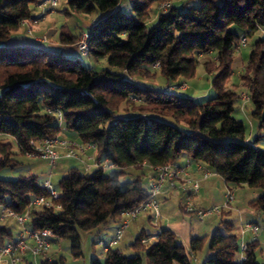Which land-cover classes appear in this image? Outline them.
<instances>
[{"label":"trees","instance_id":"obj_1","mask_svg":"<svg viewBox=\"0 0 264 264\" xmlns=\"http://www.w3.org/2000/svg\"><path fill=\"white\" fill-rule=\"evenodd\" d=\"M42 1L0 0V173L21 163L10 138L28 156L31 141L59 137L64 129L85 144H96L97 160H109L118 168L106 172L84 167L82 172L72 166L58 183L60 197L49 207L31 208L30 227L52 230L53 241L69 240L74 257L80 258L81 232L120 225L124 213L148 200L142 175L124 179L127 169L174 164L183 155L222 176L230 188H261L263 193L251 205L264 213V150L257 146L260 136L254 143L248 141L245 122L234 117L240 96L228 86L241 36L254 39L241 80L254 105L252 115L264 131V36L260 35L264 0H199L197 5L185 0L182 7L173 6L172 0H131L130 14L120 7L123 0H68V11L97 15L88 29V56L107 59L121 72L89 68L62 51L11 43L23 21L37 17L34 11ZM165 3L170 6L160 9L148 28L152 5ZM80 36L64 30L60 42L75 45ZM210 53L215 59L204 64L215 73L217 93L206 101L144 87L134 80L154 74L153 70L171 80L191 78L199 57ZM157 115L184 123L187 130ZM42 195H48L47 189L37 176L0 177V205L17 214L25 213L31 200ZM234 227L223 220L213 231L208 243L212 254L201 264H264L257 262L255 242L242 251L245 258L236 259L241 245ZM16 237L9 227H0V246ZM147 238L142 231L132 247L145 252L150 264H193L191 256L206 243V236L192 237L187 250L168 228L153 242ZM104 251L105 257L94 258L91 264H144L141 253L128 256L117 246ZM28 258L26 264H32ZM41 263L65 261L59 256Z\"/></svg>","mask_w":264,"mask_h":264},{"label":"rangeland","instance_id":"obj_2","mask_svg":"<svg viewBox=\"0 0 264 264\" xmlns=\"http://www.w3.org/2000/svg\"><path fill=\"white\" fill-rule=\"evenodd\" d=\"M184 1L185 0H172L171 3L173 4V6L182 7ZM190 1L192 4L195 5L199 3V0H190ZM163 5L164 4L160 6H158V4L152 5L150 9V18L147 21L148 28H151L155 24L157 17L160 13L159 10L163 9ZM120 7L126 13L128 14L132 13L131 0H123L120 4ZM68 8H69L68 0H58V6L55 9V11L51 13L50 12L46 13L45 18L40 21L41 27L46 26L52 30L51 32L52 34H50L49 36L47 33L42 34L47 36L48 42H50V39L53 40L55 39L58 42H60V37L63 30H69L75 35H79V33L82 30L88 31L89 28L85 26L84 21L88 20L91 23L93 19L97 18V15L95 14L90 16L74 14L68 11L69 10ZM41 14H43V9L37 7V9L34 11V15L39 16ZM22 33H26L27 35H29L28 32L26 31V28L23 25H21L20 28L14 32L13 35L22 34ZM34 35L36 34L34 33ZM260 35L264 36V30L260 31ZM241 38H243V35L241 36ZM76 44H75V48H77ZM253 47H254V39H248L245 46H240L238 49L235 50L234 61L232 64V75L228 82L229 84L228 86L233 88L234 91L240 96L235 103V111L233 113L234 117L245 122L246 127L248 128V136H249L248 141L254 143L256 136L258 135L260 136L257 142V146L262 150H264V131L259 129V122L252 115V111L254 110V105L250 99L243 100L244 95H249V90L241 80V75L244 68L248 64ZM70 57L73 59H77V58L80 59L82 63L89 68H95L98 70L107 68L114 72H121V70H119L118 68L111 67L108 64L107 59L95 60L90 56H82L78 51L70 55ZM214 59H215L214 53L200 56L199 57L200 62L198 63L196 73L191 78L179 77L176 80H171L166 78L164 75H162L160 71L153 70L154 74L148 73L147 75H141L135 77L134 80L144 87H149L152 89H162V90L172 89L171 91H173L174 93L183 96L195 97L194 93L198 91L200 94L198 93L199 95L196 96L195 98H197V100L200 101H206L208 99L215 97L217 93L215 87L213 86V79L215 73L214 72L209 73L206 70L204 64L206 60H214ZM117 113L121 116L122 115L126 116L127 114L124 110H119ZM134 113L139 114L141 112L137 111ZM155 117L165 120L169 123L175 124L178 127L187 130V126L184 123H178L172 118L162 117L158 115ZM59 138L61 140H68L65 137H62L61 135L59 136ZM10 141L13 142V151L16 154L15 157L21 163L15 169L2 170L0 173V177L3 179H16L21 175L36 174V176L38 177V181L44 184L45 181L49 179L51 174L52 183L57 189L58 183L63 177L62 175H64V171L67 170L70 166L76 165L80 168L82 172H84V170L81 169V165L84 168L83 163H81L77 159L74 158L72 159L69 158L64 160L59 159L57 164L53 168H51L50 164L46 160L32 158V157H28L27 155L21 154L16 145L15 140L13 138H10ZM61 149L62 148H59L60 152ZM79 162L81 163V165L77 164ZM127 172L128 173L124 176V179H133L137 175H142L144 184L146 185V187L149 186V183L151 182L150 178L152 174L151 169H148L147 167H143V168L133 167L127 169ZM232 191L234 192L236 198L231 205L232 207L224 208L217 215H209L202 221L199 220L198 217L190 218L188 215L183 213L179 206L181 197L179 196V194L173 193L172 197H170L169 202H167L166 204L164 203L160 204V211L162 218L155 220V222L154 221L149 222L147 213L144 212L141 213L135 220L130 222L129 227L124 232L122 240L119 242V248L123 251V253H125L128 256L141 253L143 257V263L150 264L145 252L143 251L137 252L131 247L132 242L136 240L139 233H141L142 229L146 226L151 229H154L156 228L155 225L157 224L160 228L161 226H164L165 223H168L170 221L175 222L185 219L192 224L194 235L199 232L198 234H201L202 236H206L205 239L206 243L202 249L203 251L208 247L209 238L212 235L214 229L218 227L223 220H228V219L233 220L235 222V228H234L235 230H237V227H241L243 229L251 221L253 222L255 221V223L252 224H258L260 227L259 232L255 235L260 236L261 239V244L256 248L257 262L264 263V213L260 212V217L257 213L254 214L253 212H257V211L251 205V201L256 197H258L259 195H261L263 191L261 188H251L247 185L234 187L232 188ZM243 208L247 209L248 211L245 213L242 212L241 209ZM230 209H231V213H229ZM0 215H1V208H0ZM210 218L214 219V221L211 222V224L208 223ZM1 226L9 227L15 235L18 234L20 230V225L17 223L16 219L11 217L6 218L5 220L0 219V227ZM112 226L114 228L116 226V223L112 224ZM115 231L111 235V237L115 234ZM92 232L95 235L97 234L96 230ZM92 232L91 233L81 232L82 233L81 249L83 255L80 258L74 257L72 253L71 242L66 239H62L60 241L58 240L53 241L48 257L57 258L59 251L64 258L65 264H91V261L94 258L103 259L105 257L104 248L99 243V241H96V244L94 245L95 235H92ZM244 234H246L247 236L246 242L252 240V237L254 236L252 235L254 233L247 228ZM242 241H243L242 238L239 237L241 248L240 251H238V253L243 251ZM202 251H199L194 255H196V257L199 259L202 254ZM28 257L30 263L42 264L41 262L43 258L41 256L34 257L33 255H29ZM237 260L239 261V259ZM193 264H198V263L193 261Z\"/></svg>","mask_w":264,"mask_h":264},{"label":"built area","instance_id":"obj_3","mask_svg":"<svg viewBox=\"0 0 264 264\" xmlns=\"http://www.w3.org/2000/svg\"><path fill=\"white\" fill-rule=\"evenodd\" d=\"M58 6V0H43L39 4V8L43 9V14L33 19L23 21V25H28V34L34 38L35 41L45 44L48 42V38L45 35H34L33 26L35 23H39L45 18L46 13L54 12ZM170 6V3H165L163 9L166 10ZM49 8V9H47ZM47 9V10H46ZM95 22L93 21V25ZM248 39L243 37L241 46H245ZM77 51L82 56H88L90 53V36L88 31L81 33L80 39L76 44ZM158 66V64H156ZM243 100H249L248 95L243 96ZM62 118V115H59ZM32 151L28 154L29 157L38 158L48 161L51 168H53L58 160L62 157L74 158L81 161L86 170H90L93 167L102 168L104 171L109 172L113 169H117L118 166L109 160L100 161L97 159L87 158L84 159L82 155L87 148L96 149L97 146L94 143L85 144V146L78 147L77 144L68 141L61 140L59 137L46 138L43 140L31 141ZM59 148H64L65 153L62 154ZM92 160V162H90ZM196 165V169L201 173L200 177H195L192 174V165ZM151 182L148 186L149 198L138 207L124 213V219L117 227L115 234L108 239H101L99 243L105 250L113 248L119 244L122 240L125 230L129 227L131 221L135 220L141 213L152 212L155 219L161 218L159 195L164 191L182 190L185 193L184 196V208L187 213L195 214L199 220H204L207 216L220 213L222 209L231 207L235 201V194L232 190H229L224 202L221 206H213L207 208H197L194 205V196L200 189V182L206 180L213 175H217L214 171L207 169L202 163L193 162L190 158L186 160L184 164H168L161 167H154L151 169ZM188 184L191 187H187ZM47 189V196H36L30 202L29 209L23 214H17L10 208H5L0 205L1 217L5 220L8 217L15 218L20 225V230L17 234L15 241H10L4 246H0V264H26L28 263L27 257L33 255L34 257L41 256L48 257L53 239L54 233L50 229L36 230L30 227L29 222L31 220V208L36 206H51L52 200L60 197V191L55 188L52 183V175L44 183ZM250 229L251 232L257 234L260 230L258 224L249 223L243 228L245 230ZM243 251L247 249V245L243 244ZM243 258H245L243 256ZM51 259V258H50Z\"/></svg>","mask_w":264,"mask_h":264},{"label":"crops","instance_id":"obj_4","mask_svg":"<svg viewBox=\"0 0 264 264\" xmlns=\"http://www.w3.org/2000/svg\"><path fill=\"white\" fill-rule=\"evenodd\" d=\"M94 20L95 19H93L91 23H90V21L85 20L84 21L85 26L87 28L92 27ZM23 26L26 28V31H28V25H23ZM32 26H33V30L35 31L34 33L36 34V36H39V34L42 35L43 33H47L48 36L50 34H52L51 33L52 30L50 28L46 27V26L41 27L40 26V22L39 23H35ZM83 31L84 30H82L79 33V35ZM10 42L13 43V44H18V45H29V46H37V47H42V48H48L49 50H52V51H62L64 54H66L69 57H70V55H72L75 52H77V49L75 48V45H64V44H62L61 42H58L55 39L54 40L50 39V42H47L45 44H41V43L35 41L32 36H29L26 33L12 35V38H11ZM167 90L171 91L172 89L171 90L167 89ZM171 92H173V91H171ZM198 93L199 92L196 91L194 93L195 94L194 96L195 97L198 96L200 94V93L199 94ZM195 97H193V98H195ZM60 135L62 137H65L66 139H68V141H71V142L77 144L78 147L85 146V143H83L76 134H74L73 132H71L69 130L64 129ZM61 153L62 154L65 153V149L64 148L61 149ZM82 157L84 159L91 158V159L94 160V159H98V154H97V151L94 148H87L85 150V153L82 155ZM188 158L189 157L187 155H183L178 160L177 163L178 164H184ZM60 159L64 160V159H69V158L62 157ZM70 159H72V158H70ZM79 163H77V164L81 165V163L80 164ZM72 166H76V165H72ZM72 166H70L67 170L64 171V175L68 173L69 169ZM145 167H147L148 169H151L149 166H145ZM81 169L84 170L82 165H81ZM93 169H94V167L91 170H93ZM192 174L195 177H200L201 176V173L196 169V165L195 164L192 165ZM32 175L36 176V174H32ZM187 187H190V185L188 184ZM222 187H224V188H222ZM229 190H232V188H230V185H227V183L224 181L222 176H220L218 174L217 175H213L210 178H208L206 180H202L200 182V189L194 196V205L197 208H207V207H212V206H220V205L223 204L224 199H225V195H226V193ZM173 193L179 194V196L181 197L179 206H180V209L182 210V212L185 213L186 215H188L190 218H196L197 216L195 214L187 213L184 210L183 207H184V196H185V193L182 190L164 191V192L160 193V195H159L160 204L161 203L166 204L167 202H169L170 197H172ZM241 211L245 213L248 210L243 208V209H241ZM229 213H231V209L229 210ZM253 213L254 214L257 213L259 215V217H260V212H253ZM217 214L218 213L213 214V215H217ZM147 216H148L149 222H153V221L155 222V220H157V219L154 218V215H153L152 212H148ZM161 218H162V215H161ZM213 221H214V219L210 218L208 223L211 224V222H213ZM227 221L233 222V224L235 226V222L233 220L228 219ZM250 223H255V221L254 222L251 221ZM113 224H115V223H113ZM111 226H112V224L108 225L107 227L100 228V229L96 230L97 231L96 235L93 234V232H92V235H95L94 236L95 241L93 240L94 241V245L96 244V241H98L99 238H109V237H111V235L114 233V231L119 226V223H116V226L114 228H113V226L112 227ZM155 226H156V228H154V229H151V228H149L147 226L142 229V231H144L148 235V238L146 239L147 242L155 241L156 238H157V235L161 232V230L163 228H168V229L172 230L176 234L178 240L185 246V248L187 250H189L190 240H191L192 237H203L201 234H198L199 232L194 235L193 234L192 224L190 222H188L187 220H185V219H182L181 221H175V222H171L170 221L168 223H165V225L161 226L160 228H159V226L157 224ZM233 232L238 237H241L242 240H243L242 241L243 244H245L247 246H248V244H250L252 242H255V245H254V247H255L254 249L255 250H256L257 246H259L261 244L260 236H256L255 234H252V235H254L252 237V240H249V241L246 242L247 236H246V234H244L243 229L241 227H237V230L234 229ZM16 235L14 234V236H16ZM117 247L119 248V244L117 245ZM131 247H132V244H131ZM237 253H236V259L241 260L243 258V256H245V254L243 252H240L238 254ZM211 254H212V252L209 250V246H208L205 250L202 251V254H201L199 259L196 257V255L193 254L191 256L192 262L195 261L198 264H201ZM59 256H62V255L58 251V257Z\"/></svg>","mask_w":264,"mask_h":264}]
</instances>
